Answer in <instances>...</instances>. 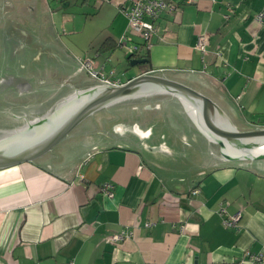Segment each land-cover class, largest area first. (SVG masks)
Masks as SVG:
<instances>
[{"label": "crops", "instance_id": "1", "mask_svg": "<svg viewBox=\"0 0 264 264\" xmlns=\"http://www.w3.org/2000/svg\"><path fill=\"white\" fill-rule=\"evenodd\" d=\"M59 1L69 6L71 0ZM75 1L76 8L92 6L106 20L102 42L134 34L119 10L126 0ZM45 2L51 19L70 20L51 0ZM260 12L264 0L182 4L161 20L169 33L165 40L151 39L142 50L145 69L133 76L160 69L203 71L222 83L247 123L264 125ZM200 33L207 36L204 52L195 48ZM66 42L74 56L82 55V47ZM99 47L95 55L104 60L97 68L106 69L110 56ZM106 183L111 197L101 189ZM221 206L229 214L242 213L238 228L224 225ZM114 233L124 237L112 242ZM245 250L264 253V175L242 167L217 168L180 193L163 183L140 152L118 146L88 150L52 171L32 162L0 170V264H232Z\"/></svg>", "mask_w": 264, "mask_h": 264}, {"label": "water", "instance_id": "2", "mask_svg": "<svg viewBox=\"0 0 264 264\" xmlns=\"http://www.w3.org/2000/svg\"><path fill=\"white\" fill-rule=\"evenodd\" d=\"M0 73L28 82L22 95L0 94V170L32 162L52 171L118 146L140 152L177 193L217 168L264 175V125L247 123L222 83L179 69L100 80L60 41L45 0H0Z\"/></svg>", "mask_w": 264, "mask_h": 264}, {"label": "built area", "instance_id": "3", "mask_svg": "<svg viewBox=\"0 0 264 264\" xmlns=\"http://www.w3.org/2000/svg\"><path fill=\"white\" fill-rule=\"evenodd\" d=\"M194 0H126L120 4L119 10L127 17L130 30L140 38V42L132 40L128 34H123L118 40L121 47H125L127 52L135 55L141 54L143 49H147L151 45V39L157 37L160 40H165L169 33L166 26H161V20L166 14H171L179 10L182 4L191 3ZM257 21H264V12H260L256 16ZM207 46V36L204 33L197 35L195 48L200 52H204ZM85 69L93 76L100 80L107 81L111 84L124 83L121 77L115 75L114 70L106 71L103 67L95 68L92 59L85 58L77 59ZM108 196L113 195L112 185L103 184L101 188ZM197 189L192 190V194H196ZM222 215L225 226L238 228L241 218V212L236 211L229 214L224 206L218 210ZM124 237L123 233H114L109 239L112 242H117ZM245 262L261 263L264 262V253L252 252L245 250L242 257L234 261L232 264H243ZM61 264H75L73 261Z\"/></svg>", "mask_w": 264, "mask_h": 264}, {"label": "rangeland", "instance_id": "4", "mask_svg": "<svg viewBox=\"0 0 264 264\" xmlns=\"http://www.w3.org/2000/svg\"><path fill=\"white\" fill-rule=\"evenodd\" d=\"M51 2L53 9L58 10L60 13L66 11L68 17H70V20L68 19V21L63 24L58 22V15H56L54 19H51V21L55 20L53 26L60 41L65 44L67 43L66 39H69L78 47H82L84 50L82 55L79 54L77 56L76 54L75 58L92 59L95 68H97V65L104 60L103 56L95 55V50L102 42L103 38L101 37L106 35L105 32L108 27L107 22H105L106 20L103 16H98L92 6H86L82 8V10L76 8L79 3H76L75 0H71L69 6H64L65 2L61 3L59 0H51ZM131 38L136 42L140 41V38L134 34H132ZM71 48L76 52L78 51L75 47L73 48L72 45ZM125 50L117 47V49L109 54L110 60L106 62V71L113 68L115 70V75L121 77L123 80L131 78L134 73L138 70L145 69L146 66L145 64L131 65L127 56H125V54H127Z\"/></svg>", "mask_w": 264, "mask_h": 264}, {"label": "flooded vegetation", "instance_id": "5", "mask_svg": "<svg viewBox=\"0 0 264 264\" xmlns=\"http://www.w3.org/2000/svg\"><path fill=\"white\" fill-rule=\"evenodd\" d=\"M26 84H28V82H26L25 80H21L19 78H16L15 75H11L9 73L1 74V76H0V94H4L6 92L7 95H9L10 92L7 91V89L12 87L13 89L16 88L17 93L22 95L23 89L26 87ZM1 88H4V90H1ZM0 99H4V98H2V95H1ZM24 113H26V112H23L22 118H19V119H23V117L25 116Z\"/></svg>", "mask_w": 264, "mask_h": 264}, {"label": "trees", "instance_id": "6", "mask_svg": "<svg viewBox=\"0 0 264 264\" xmlns=\"http://www.w3.org/2000/svg\"><path fill=\"white\" fill-rule=\"evenodd\" d=\"M119 40V39H118ZM118 40H113L111 38H106L101 44H100V47H99V51L101 53H107L110 54L112 53L115 49L118 48H121V46L119 45V41ZM126 56H127V59L128 61H130V59L132 58H145L146 54H135V55H132L130 53L127 52L126 50ZM101 67L104 68V66L102 65ZM105 69V68H104ZM106 70V69H105Z\"/></svg>", "mask_w": 264, "mask_h": 264}]
</instances>
